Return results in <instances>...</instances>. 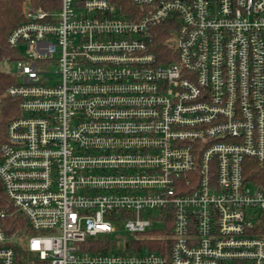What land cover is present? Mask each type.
<instances>
[{
	"label": "built area",
	"instance_id": "obj_1",
	"mask_svg": "<svg viewBox=\"0 0 264 264\" xmlns=\"http://www.w3.org/2000/svg\"><path fill=\"white\" fill-rule=\"evenodd\" d=\"M45 5L1 61L0 264H264V0Z\"/></svg>",
	"mask_w": 264,
	"mask_h": 264
},
{
	"label": "trees",
	"instance_id": "obj_2",
	"mask_svg": "<svg viewBox=\"0 0 264 264\" xmlns=\"http://www.w3.org/2000/svg\"><path fill=\"white\" fill-rule=\"evenodd\" d=\"M25 0H0V143L5 141V130L7 123L16 115L19 114L18 102L19 99L16 96L7 95L5 93L6 88L15 83V77L11 73L5 72L1 67V61L3 57L13 56V51L6 44L5 38L8 32L16 26L23 19V3ZM34 6L41 5L45 8V3L48 0H29ZM170 32L168 31L167 24H160L155 27L153 36L151 39L152 47L158 57L161 59L163 53L168 52V47L164 44V40ZM168 60V59H167ZM250 162V159H246ZM0 207H10L8 200L2 189L0 183ZM8 227H14L20 225L24 227V221L20 217H12L7 220ZM156 234V233H155ZM166 241L163 237L155 236L148 242L150 250L155 249V245Z\"/></svg>",
	"mask_w": 264,
	"mask_h": 264
},
{
	"label": "rangeland",
	"instance_id": "obj_3",
	"mask_svg": "<svg viewBox=\"0 0 264 264\" xmlns=\"http://www.w3.org/2000/svg\"><path fill=\"white\" fill-rule=\"evenodd\" d=\"M26 3H30V1L29 0H25L24 3H23V7L26 5ZM44 7H46V5ZM113 227L115 228V231L113 233H111V238L123 239V238L131 236L130 233H128L124 229V227H123V225L121 223H113ZM146 246H148V244H146ZM155 246H156L155 248H157V245H155Z\"/></svg>",
	"mask_w": 264,
	"mask_h": 264
}]
</instances>
